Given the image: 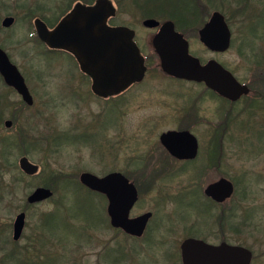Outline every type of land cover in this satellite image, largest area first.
<instances>
[{
	"label": "rangeland",
	"instance_id": "rangeland-1",
	"mask_svg": "<svg viewBox=\"0 0 264 264\" xmlns=\"http://www.w3.org/2000/svg\"><path fill=\"white\" fill-rule=\"evenodd\" d=\"M113 1L116 5L117 1ZM210 1L211 4L207 0H198L196 25L189 27L186 33L178 32L187 39L191 55L206 59L210 54L199 43L196 30L212 12H220L231 32V47L219 60L238 80L253 84L257 79L254 90L258 91L257 97L263 99L264 0H248L241 11L232 0H223L220 3L223 5L219 0ZM0 2L5 5L4 9L0 7V17L4 14L17 17L8 31L0 30V48L17 67L34 99L33 106L26 108L0 79V97L7 106L0 124V142L9 138L16 140L22 132L37 143L32 148L19 144L6 152L0 148L5 154L2 157L0 154V264H180L175 239L166 238L160 245V239L150 234L139 240L125 237L108 226L103 197L88 193L84 187L65 186L56 178L66 176L69 183H76L84 172L95 177L113 171L131 176L128 171L130 158L145 153L158 141L161 132L178 126L175 116H168L176 109L186 112V101L197 99L201 93L195 94L196 97L192 94L203 89L148 73L143 84L132 86L113 103L97 101L89 93L90 81L81 75L70 55L48 54L43 45H32L30 22L26 19L22 23L23 16L11 6L19 1ZM134 6L137 5L129 0L125 2V7L119 8V19L136 29L141 37L140 48L143 44L147 53L150 47L146 44L154 31L143 30L141 19L137 21L121 12V9L134 11ZM51 10L54 11V6ZM163 18L166 16L156 19L167 20ZM193 27L196 29L192 30ZM71 93L80 95L82 103L80 99L74 100ZM187 94L183 100L182 96ZM212 98L206 94L205 98H200V103H192V108L209 106L211 101L218 112L225 111L226 104ZM0 105L2 107V103ZM254 106L256 108L246 109L244 113H241L243 103L234 107L235 114L225 136L229 142L225 143L227 155L223 168L234 185V195L229 208L225 209L228 225L225 228L222 222L217 223L208 239L211 243L219 242L224 232L225 242L252 252L251 264H264V125L258 120L264 117V104L255 103ZM6 120L12 121L9 129L4 127ZM113 127L117 131H112ZM195 131L205 134L208 129L202 125ZM21 157L38 166L35 176H26L20 171L18 161ZM48 182L52 197L27 205L26 198L30 193ZM175 183L176 180H168L165 186H175ZM181 198V203L173 210L166 207V214L164 207L157 203L160 209L153 224L166 228L170 222H181V226L193 223L191 230L201 236L210 223L206 212L208 202L198 191L181 194ZM146 205L150 203L143 201L133 216L152 208ZM57 209L62 221L56 220L59 222L45 229L42 236L40 218ZM20 212L26 215L25 227L21 238L15 242L12 240V223ZM220 213L221 208H217L212 214L218 217ZM168 232L161 228L158 234L161 237ZM2 240L7 244L4 245ZM11 248L18 253L5 255Z\"/></svg>",
	"mask_w": 264,
	"mask_h": 264
},
{
	"label": "water",
	"instance_id": "water-1",
	"mask_svg": "<svg viewBox=\"0 0 264 264\" xmlns=\"http://www.w3.org/2000/svg\"><path fill=\"white\" fill-rule=\"evenodd\" d=\"M114 15V8L107 0H98L93 7L77 6L52 31L39 20L35 21L39 39L50 49H60L71 53L80 70L91 79V91L94 95L106 97L120 94L132 82L144 78V59L137 46L133 44V31L127 28H109L106 19ZM209 20L198 32V41L208 50L224 52L229 48L231 32L228 24L219 12H213ZM12 18H6L3 26L9 27ZM148 28L159 26L154 19L144 20ZM153 51L159 58L160 68L166 75L175 79L203 82L218 95L235 101L247 95V86L237 82L235 77L215 61L201 65L200 61L189 54L187 39L174 28L173 22H164L152 38ZM0 76L4 83L14 89L27 105H33V99L17 67L0 48ZM11 120L4 122L9 129ZM161 144L174 156L180 155V145H184L187 156L196 153V140L186 132H165L160 136ZM177 148L180 150L177 151ZM183 149V148H181ZM20 171L26 176L37 174L38 166L26 157L18 161ZM79 183L89 191L102 194L107 201L106 212L110 226L119 228L129 236L141 237L150 213L130 219L129 212L137 200L136 189L119 172L102 177L84 172L78 177ZM234 193L230 180L219 179L205 189V194L215 201L223 202ZM53 192L46 187L35 188L26 198L29 205L50 199ZM26 215L18 213L12 223V240L18 241L23 233ZM182 264H251L252 252L242 246L221 243L210 245L196 239H186L180 245Z\"/></svg>",
	"mask_w": 264,
	"mask_h": 264
},
{
	"label": "flooded vegetation",
	"instance_id": "flooded-vegetation-1",
	"mask_svg": "<svg viewBox=\"0 0 264 264\" xmlns=\"http://www.w3.org/2000/svg\"><path fill=\"white\" fill-rule=\"evenodd\" d=\"M13 1L15 2L16 0H13ZM18 1H19V3H16V4L11 5V6H13V9L18 11V14H21V16H23L22 20H21L22 23H25L26 19L28 22H30L29 24H31L30 28L32 29V32L29 33V37L31 39L32 45H43V47L46 50V53H48V54H56V53L60 54L61 53V54H67L68 56L70 55V57L73 58L74 61L76 62L77 67H78L81 75L86 77L88 82L90 81V92L89 93L97 101H100L102 103L103 102L104 103H110V102L113 103L114 101H116L118 99L119 96L123 95V93H125L126 91L131 89L132 86L134 87L136 85L143 84L145 82V80L147 79L148 73H151V74L153 73L154 77H158L160 75V76H164V77H167L169 79H172V80H176L178 82L184 81V83H186L187 85L188 84L198 85V87L200 86L203 89L201 91H194V93L192 94V95H195V94L201 93L200 96L197 99H195L196 101L194 99H190V100L186 101V103H185L187 106V109L185 110L186 112H183V111L180 112L176 109L177 111L176 110L173 111L171 113V115L168 116V117L175 116V118L177 119L178 124H179L178 126H174L173 128H168L164 132H161L159 137H158V141H156V143H154L153 146H149V148L147 149V151L145 153H143L141 155H137V157H134V158L131 157L129 160L131 162V164H129V166H128V171L130 172V175L132 177L138 179L136 181V180L130 179V178H132L131 176H129L130 178L125 176L128 179V181L133 184L134 188L136 189V193H137V200L129 212V218L133 219V218H136V217L141 216V215L146 214V213L151 214V217L148 219V221L146 223L145 230H144L143 235L141 237H135V236H131V235L129 236V234H126L121 229L111 227L110 223H109V217H108L107 212H106V207H107L106 198L102 194H98V193L97 194L102 196L103 199L105 200V203H106L105 214L108 218V223H109L108 226L111 227V229H113L116 232L118 231V232L123 233L125 235V237H127V238L139 240L142 237H147L150 235L156 236L157 239H160L158 241V243L160 245L163 243V240L166 238L175 239V241H177L176 242V251L178 252V254H180V245L186 239L201 240V242L204 241L205 243L210 244V245H214V246L219 245L222 242L227 243V242H225L224 232H222L223 237L220 238L221 241H219V242H212L211 243L210 240L208 239V237L211 235V233L214 232V227L217 223L219 225V223L222 222V225L225 228L228 225L227 224V216L228 215L226 216L227 211L225 209L229 208L230 200L233 198L234 193L230 198H227L223 202H221V201L218 202V201L213 200L209 196H207L205 194V189L210 184L215 183L216 181H218L221 178L226 179V180H229V178H230L226 175L227 174L226 172H223V168L225 167L224 161H225V158L227 155V154L225 155V152H226L225 143L228 140L225 138V136H226L227 129L230 127V122L232 121V115L235 114V113H233V111L235 109L234 107L236 105H241L243 103V109H242L241 113H244L246 111V109L249 110V109L256 108L254 106L255 103H259V104L263 103L264 104V97H263V99H261L262 98L261 96L257 97L256 92H258V91L254 90V82H257V79L256 80L253 79V81L255 80L253 82V84L251 83V81H248L249 83L248 82L245 83L243 81H240L233 75V73H231V71L228 68H226V65H224V63H221V61L219 60L220 56L226 54L230 50L231 45H229V48L224 52L210 51L202 45V47L207 51V53L210 54V56L207 57L206 59H199V58L191 55L190 52H189V54L192 57L197 58L200 61L201 65L206 64L208 61L217 62L225 70L229 71L235 77L237 82L248 87L249 93L246 96L242 95L240 98H238L235 101H230L229 99L218 95L215 91L207 88L203 82L198 83V82H194V81L175 79V78L170 77V76L166 75L165 73H163V71L160 68L159 58H158L157 54L155 53V51H153L154 48L152 46L153 44H152L151 40H152L153 36L157 33L160 26L164 22L168 21V20H165V21L161 22L160 20L156 19V18H162V17H165L168 15V14L166 15V13L169 11L166 9V5H164V4L162 6L149 5L146 7H142V6H140V7L136 6L135 7L134 6V8H135V9H133L134 11H131V10L128 11L127 9L126 10L121 9V12L125 13L126 16H128V17L137 18V21H139L141 19L140 20L141 25H142V28H144L143 30L154 31V33L151 37V40L149 41V43L146 44L150 47L149 48L150 51L145 53V49L143 47V44L141 46L143 50L140 48L141 37H140L139 33L137 34L136 29L134 27L130 26V24L128 25V24H124V23L120 22V19H119V17H120V9L119 8L121 6L125 7V2H127L128 0H116L117 1L116 5H115L113 0H107L108 2L111 3L112 7L114 8V15L110 16L106 19V26L109 28H121L122 27V28H127L129 31H133V38H132L131 42H133V44L137 46L138 50L140 51V55L144 59V66H145L144 72L145 73H144V78L140 82H135V83L132 82V84L127 89H125L123 91V93L121 92L120 94H115V95L112 94L110 96L101 97V96L94 95V93L91 91L92 79L88 74H85L80 70L79 65H78L76 59L74 58V56L71 55V53L64 51V50L48 48L46 46L47 44L42 42L39 39V37L37 36L36 27H35V21L39 20L46 26L48 31H52L53 29H55V27L63 19H65L67 17V15H70L72 13V11L77 6L93 7L98 2V0H18ZM131 3L134 5L133 2H131ZM129 5H131V4L129 3ZM1 6L3 7L2 9L5 8L4 3L0 2V7ZM51 6H54V11L51 10ZM174 13H176V12H174ZM198 13L199 12L196 11V15H198ZM211 14H210V16H211ZM1 16L2 17H0V30L1 31H3V30L8 31L13 26V24L16 22L17 17L15 14L14 15L4 14ZM210 16H208V19L202 24L201 27H203L204 24L209 20V18H211ZM6 18H12L13 19L12 24L9 27H5L2 24ZM147 19H149V20L154 19V20L158 21L159 26L154 27V28L145 27L143 25V22H144V20H147ZM201 27L197 31V36H198V32L201 29ZM174 28L178 32V30L175 27V24H174ZM1 78L2 77L0 76V79ZM1 80L4 83L3 79H1ZM4 85L9 88V86H7L5 83H4ZM10 89L21 100V97L16 93V91L14 89H12L11 87H10ZM206 94H209V96L211 98L215 97V99L223 101L226 104L225 111L218 112L216 109H214L215 106L212 104L211 101L209 102V106H202V107L198 106L199 108L193 109L192 103H194V102L200 103L201 102L200 98H205ZM72 96H73L74 100L77 101L78 99H80V101L82 103L83 99H81V97H79L80 95L77 96L75 94H72ZM187 96H188V94L185 96H182V97H184L183 100H186ZM196 96L197 95H195V97ZM246 100H248V101H246ZM244 101H246V102H244ZM21 102L25 105L26 108H30L33 106V105L27 106L22 100H21ZM33 104H34V99H33ZM262 113L263 112H261L260 117L263 115ZM194 114H196V116H194ZM165 117L166 116H164L163 118H165ZM263 119H264V117H262V119L258 118L260 125H262V123L264 125ZM147 124H149V122ZM201 124L205 125L208 129V131L205 132V134H203L202 132H201V134H198L197 131H195V128H197V126H202ZM144 127H145V125H144ZM114 130H116L115 127L112 128V131H114ZM170 131L186 132V133L191 134L196 140V153H195V155L192 157L187 156L188 154L186 153V150H184V145H182V144L179 147L180 150H182V152L180 154L182 156L172 155L167 150V148L164 147L160 142L161 134H163L165 132H170ZM204 135H206V140L204 139ZM113 142H114V139H113ZM228 142H229V140H228ZM145 145L148 146V144H145ZM181 148H183V149H181ZM178 150L179 149L177 148V151ZM180 150H179V152H180ZM114 159H116V156L114 157ZM191 168H193V171H191ZM113 172H116V171H113ZM110 173H112V172H110ZM197 173H199V175ZM107 174H109V173H107ZM107 174H105V175H107ZM105 175H103V176H105ZM192 176H195V177L192 178ZM168 180H171V181L176 180L175 186H165V183L168 182ZM141 184H144V185L141 186ZM184 184H186V185H184ZM194 187H195V189H194ZM154 188H156V191ZM193 191H198L200 193L201 197L203 199H205L206 202H208V205L206 207V212H207V215L209 216L210 223L207 225L208 226L207 229H203V232H202L203 234H201V236H196L193 233V230H191V228H193V223H189V224H185L184 226H181V224H180L181 222H170V225L167 226L166 228L165 227H159V226L153 224L154 220L157 216L158 209H160L157 207V203L161 204L164 207L163 208V209H165L164 213L166 214L167 213L166 207H170L173 210L174 207L179 206V203H181V200H182L181 194H189ZM153 192L155 193L154 196H152ZM142 195L144 196V198ZM143 201L146 203H150V205H146V206L147 207L149 206L152 208H149L150 210L144 211V212L140 213L139 215L133 216L134 210L136 208H138V206L141 207L140 205ZM217 208H221V213L219 214L218 217H216V215L212 214L213 211ZM163 209H161V210H163ZM218 219H219V221H218ZM223 227H222V230L224 229ZM161 228H163V231H167V232H168L169 228H172L173 230L171 231L169 229L170 230V233L168 232L169 234L163 235L160 237L158 232L160 231ZM178 242H180V243L178 244ZM181 255L182 254L179 255L180 264H182Z\"/></svg>",
	"mask_w": 264,
	"mask_h": 264
},
{
	"label": "trees",
	"instance_id": "trees-1",
	"mask_svg": "<svg viewBox=\"0 0 264 264\" xmlns=\"http://www.w3.org/2000/svg\"><path fill=\"white\" fill-rule=\"evenodd\" d=\"M130 1L139 7L140 6L146 7L149 5H153V6H157V5L162 6L163 4L166 5V9L169 10L168 11L169 13L166 16V18H163V19H167V20L171 19V21L174 22L176 29L182 33H186L189 30V27L196 25V23L198 21V16L196 15V11H198V8H199L198 7V0H130ZM207 1L211 4L210 0H207ZM222 1L223 0H219L218 1L219 4ZM232 1L237 6H239L240 11H241V9L243 10V7L245 6V4H247L246 1H248V0H232ZM220 5H223V4H220ZM174 12H176V13H174ZM170 14H173V16ZM195 29H196V27L192 28V30H195ZM198 29L196 30V33H197ZM1 103H2V107L0 105V108H2L4 110L3 111L0 110V124L2 121L1 119H3V115L5 113V108L7 107L2 102L1 97H0V104ZM19 144H21L22 146L25 145V147H27V148H32V147L36 146L37 143H33L22 132H20L19 137L16 138V140H11L9 138V139H4L3 143L0 142V146H1L0 148H1V150H3V152H6L10 149H13L14 146H18ZM3 152L0 151L1 157H2V155L3 156L5 155ZM59 179H60V181H62L65 184V186L72 185V186H77V187L83 188V186H81V184L78 181H77L78 183L77 182L75 183V181H73L72 183H69L70 180L66 176H58L56 178V180H58V181H59ZM77 180H78V178H77ZM42 185L44 187L51 188L50 187L51 184L49 182L43 183ZM84 189H85V187H84ZM87 192L92 194V195H96V197L102 198V196L98 195L97 193L91 192L89 190H87ZM103 201H104V199H103ZM40 219H41L40 225H41L42 231L41 230H39V231H41L40 232L41 235L44 236L45 229L46 230L49 229L51 227V225L54 224V222H56V224H57L59 221H56V220H61L60 211L57 209V210H54V212L46 213ZM2 243L4 245L7 244V242H5L4 240H2ZM7 253L15 255V253H18V252L16 251L15 248L14 249L11 248L9 251L6 252L5 255H7Z\"/></svg>",
	"mask_w": 264,
	"mask_h": 264
}]
</instances>
